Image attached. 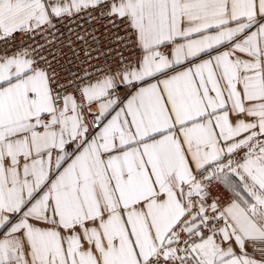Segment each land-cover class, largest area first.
<instances>
[{
  "label": "snow or ice",
  "instance_id": "obj_1",
  "mask_svg": "<svg viewBox=\"0 0 264 264\" xmlns=\"http://www.w3.org/2000/svg\"><path fill=\"white\" fill-rule=\"evenodd\" d=\"M0 264H264V0H0Z\"/></svg>",
  "mask_w": 264,
  "mask_h": 264
}]
</instances>
